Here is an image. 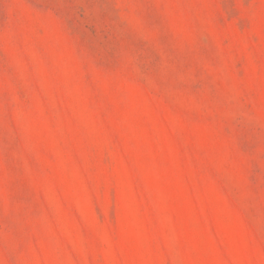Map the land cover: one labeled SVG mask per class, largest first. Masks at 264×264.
<instances>
[{"label": "rangeland", "instance_id": "374dc122", "mask_svg": "<svg viewBox=\"0 0 264 264\" xmlns=\"http://www.w3.org/2000/svg\"><path fill=\"white\" fill-rule=\"evenodd\" d=\"M0 264H264V0H0Z\"/></svg>", "mask_w": 264, "mask_h": 264}]
</instances>
